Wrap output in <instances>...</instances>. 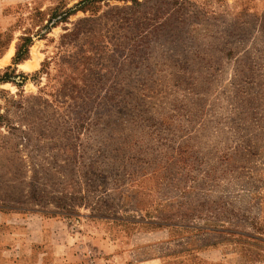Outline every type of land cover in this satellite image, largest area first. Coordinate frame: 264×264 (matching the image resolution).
<instances>
[{
  "label": "rangeland",
  "instance_id": "1",
  "mask_svg": "<svg viewBox=\"0 0 264 264\" xmlns=\"http://www.w3.org/2000/svg\"><path fill=\"white\" fill-rule=\"evenodd\" d=\"M81 1L0 0V214L63 223L84 260L264 264V0L48 24Z\"/></svg>",
  "mask_w": 264,
  "mask_h": 264
},
{
  "label": "crops",
  "instance_id": "2",
  "mask_svg": "<svg viewBox=\"0 0 264 264\" xmlns=\"http://www.w3.org/2000/svg\"><path fill=\"white\" fill-rule=\"evenodd\" d=\"M11 219L26 224L6 226ZM29 219L0 214V264H115L113 260H84L74 253L69 229L63 223L48 217L32 218L40 219L34 226L35 221Z\"/></svg>",
  "mask_w": 264,
  "mask_h": 264
},
{
  "label": "trees",
  "instance_id": "3",
  "mask_svg": "<svg viewBox=\"0 0 264 264\" xmlns=\"http://www.w3.org/2000/svg\"><path fill=\"white\" fill-rule=\"evenodd\" d=\"M93 1H95V0H82L81 2L77 3L74 6L75 9L70 8V9L66 10V12H63L62 14L61 13L59 14L58 12L53 13L52 16L48 20V24L52 23L51 26H54L57 23L56 20H54V19L59 17V15L60 16L63 15L61 17V19L59 20V21H63L65 19H67L71 14H75L77 11L87 9L88 6H90ZM38 14H39V12H38ZM48 24L45 25L44 27H47ZM42 29L43 28H41L40 30L37 31L38 35H41L40 33L42 32ZM33 43H34L33 34H29L28 32H24V35H22L20 37V40L18 41L17 46H16V54L14 57V63L15 64H18V63H20V62H22L28 58V56L30 54V48H31ZM0 46L5 47L4 44H1ZM0 54H2L1 50H0ZM8 77H9L8 74H5L4 76H2L0 78V82L9 80L10 78H8Z\"/></svg>",
  "mask_w": 264,
  "mask_h": 264
},
{
  "label": "bare ground",
  "instance_id": "4",
  "mask_svg": "<svg viewBox=\"0 0 264 264\" xmlns=\"http://www.w3.org/2000/svg\"><path fill=\"white\" fill-rule=\"evenodd\" d=\"M13 51H14V49H11L10 52H9V55H8V56H10V55L13 53ZM8 56H7V57H8ZM37 62H38V61H37Z\"/></svg>",
  "mask_w": 264,
  "mask_h": 264
}]
</instances>
